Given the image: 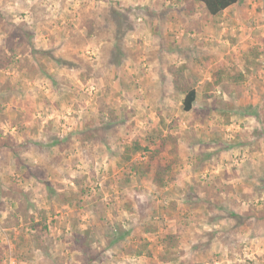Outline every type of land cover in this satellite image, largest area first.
<instances>
[{
	"label": "clouds",
	"instance_id": "1",
	"mask_svg": "<svg viewBox=\"0 0 264 264\" xmlns=\"http://www.w3.org/2000/svg\"><path fill=\"white\" fill-rule=\"evenodd\" d=\"M257 3L0 0V264H264Z\"/></svg>",
	"mask_w": 264,
	"mask_h": 264
},
{
	"label": "trees",
	"instance_id": "2",
	"mask_svg": "<svg viewBox=\"0 0 264 264\" xmlns=\"http://www.w3.org/2000/svg\"><path fill=\"white\" fill-rule=\"evenodd\" d=\"M229 3H235V0H205V4L209 6V9L213 11V14H215V11L220 10L222 7H227ZM241 78H242V74ZM195 100V92L192 91L189 93L188 98L186 99L184 105H183V110L184 111H189L191 109V102ZM166 138L168 137V133L163 135ZM166 146V145H165ZM137 151L135 154L141 151L140 146L137 144L136 146ZM142 151L148 152L149 149L147 147L143 148ZM153 155L151 157H146V161H144L145 166L149 169V171L157 176L159 178L160 172H159V163L157 162V157L161 156L162 153L157 150V149H152ZM131 159V157H129Z\"/></svg>",
	"mask_w": 264,
	"mask_h": 264
},
{
	"label": "rangeland",
	"instance_id": "3",
	"mask_svg": "<svg viewBox=\"0 0 264 264\" xmlns=\"http://www.w3.org/2000/svg\"><path fill=\"white\" fill-rule=\"evenodd\" d=\"M253 4H256L257 5V8L256 10L258 11L259 8H258V3H257V0H253ZM251 7V5H250ZM231 43V42H230ZM251 51V50H250ZM174 131V130H173ZM168 133V129H164V131L162 132V135H165ZM6 146V145H5ZM141 152V151H140ZM140 152H138L137 154H135L136 156V159H143V161H146V157H141L140 156ZM143 152H146V151H143ZM57 213H58V208L55 210ZM53 210L52 209H49L48 210V214H42L44 216V219L46 221H48V224H45V227L47 228L51 223H54L55 222V219H56V216L52 214ZM36 223L37 221H34L33 222V225L32 227H35L36 226Z\"/></svg>",
	"mask_w": 264,
	"mask_h": 264
}]
</instances>
